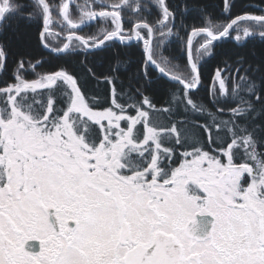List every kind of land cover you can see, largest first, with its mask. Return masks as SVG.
I'll return each mask as SVG.
<instances>
[{"label":"snow or ice","instance_id":"obj_1","mask_svg":"<svg viewBox=\"0 0 264 264\" xmlns=\"http://www.w3.org/2000/svg\"><path fill=\"white\" fill-rule=\"evenodd\" d=\"M154 6L149 22L141 0H0V75L21 22L39 24L50 53L83 56L46 72L20 56L0 83V264H264V58L222 60L208 101L193 98L214 42H264V4L190 30L187 4L179 24L167 0ZM117 40L143 45L127 82L129 61L105 56ZM159 80L176 85L161 106L148 94Z\"/></svg>","mask_w":264,"mask_h":264},{"label":"trees","instance_id":"obj_2","mask_svg":"<svg viewBox=\"0 0 264 264\" xmlns=\"http://www.w3.org/2000/svg\"><path fill=\"white\" fill-rule=\"evenodd\" d=\"M50 2L56 3L57 0H50ZM167 3L170 9L176 11L177 13V24L180 22L182 6L185 4L188 5L189 10L186 14H184V22L188 25V29L190 30L193 26H205L206 20L203 17H209L217 24H226L228 20L244 12L260 14L258 7L261 4H264V0H231L230 14H225L224 0H167ZM249 4H255L257 7H248L247 5ZM146 6L151 9V11L152 9L156 10V7H151L153 6L151 4H147ZM200 8L204 9L203 13L199 11ZM145 13H147V11L144 12V14ZM145 17L149 22H154L156 20L155 16ZM132 18L135 19L136 17L133 16ZM38 27L39 24L36 22L32 24H25L24 22H21L19 32L24 33V36L17 38V34L11 32L10 30L5 33L3 39L9 43V55L6 69L4 70L3 75H0V83L12 80L13 68L16 60L20 56H25L26 58L32 60L43 58L45 62L36 69V71L40 72L55 71L61 65H66L70 71L78 70V62L83 58V56L69 55L68 53L57 55L47 52L39 43ZM180 34L181 36H185L186 41L185 32L181 31ZM170 41L171 51H168L167 54L173 57H178V62L181 65L185 64L186 58L181 51L180 42L174 38H170ZM59 42H62V40H59ZM214 46V55L210 58H206V61L201 69L204 86L201 87L197 93L193 94L194 99L202 98L205 102L208 101L207 86L210 82L212 71L222 62V60L226 58L235 59L237 53H244L247 55L249 60L253 61L264 58V42H262L259 38L248 40L243 47L237 46V44L230 38H225L220 42H214ZM116 51L121 53V59L129 61L127 67L122 68L121 70V77L125 78V82H127L126 78L139 67L137 62L141 58L142 44L141 42L132 43L131 46L125 47L119 43L112 42V47L107 49L105 56H110ZM253 52H255V56L252 55ZM97 63L99 64V61H97ZM106 67L107 61L105 60L103 67L97 69L98 74ZM31 74V71L27 74L28 79H32ZM175 87L176 85L170 84L166 80H159L158 82L152 84V86L148 89V94L154 96V103L161 106L164 105L165 101L170 98L169 90L175 89ZM88 88L93 94L107 95L108 92V85L101 83L97 86L95 81H89ZM201 122H203V120H201Z\"/></svg>","mask_w":264,"mask_h":264},{"label":"flooded vegetation","instance_id":"obj_3","mask_svg":"<svg viewBox=\"0 0 264 264\" xmlns=\"http://www.w3.org/2000/svg\"><path fill=\"white\" fill-rule=\"evenodd\" d=\"M144 1V0H143ZM147 4H151V2L149 3V2H147L146 3V5ZM151 5H153V6H151V7H153L154 8V4H151ZM156 10H157V8H156ZM155 9H152V11H150V12H147V13H142V16H155V17H157V16H159V13H158V11H156ZM70 11L72 12V15H73V17L75 18V17H77V15H78V13L75 11V9L74 8H70ZM125 15L126 16H129V15H131V14H129V13H125ZM126 26H128V25H126ZM100 27V23H98V22H94V23H92V24H90V25H88V26H85L84 28H83V30L82 31H79L78 32V34H81V35H88V34H91V33H93V32H95L98 28ZM60 40H62V42H59V43H63L64 41H63V39L61 38ZM116 42V41H115ZM54 43V45H55V43H56V41H54L53 42ZM116 43H118V42H116ZM133 43H137L136 41H134ZM120 44V43H119ZM141 44H142V42H141ZM45 50V49H44ZM47 51V50H46ZM47 52H49V51H47ZM51 53H53V52H51ZM53 54H55V53H53ZM58 55V54H57Z\"/></svg>","mask_w":264,"mask_h":264},{"label":"rangeland","instance_id":"obj_4","mask_svg":"<svg viewBox=\"0 0 264 264\" xmlns=\"http://www.w3.org/2000/svg\"><path fill=\"white\" fill-rule=\"evenodd\" d=\"M147 2H149V3L151 2V4H154V0H144V1L141 0V3H142V4H145V3H147ZM145 5H146V4H145ZM158 18H159V16L156 17V19H158ZM228 21H230V20H228ZM227 23H228V22H227ZM232 35L234 36L235 33L233 32ZM199 40H200V38L195 39V40H194V43H196V41H199ZM31 77H32V79L35 78L33 74H31Z\"/></svg>","mask_w":264,"mask_h":264},{"label":"water","instance_id":"obj_5","mask_svg":"<svg viewBox=\"0 0 264 264\" xmlns=\"http://www.w3.org/2000/svg\"><path fill=\"white\" fill-rule=\"evenodd\" d=\"M242 14H243V13H242ZM254 14H256V13H254ZM239 15H241V14H239ZM234 17H235V16H234ZM234 17H233V18H234ZM231 19H232V18H231ZM231 19H230V20H231ZM228 22H229V21H228ZM116 42H118V43H119V41H118V40H117ZM142 46H143V45H142ZM44 49H45V48H44ZM45 50L49 51V49H45ZM49 52H50V51H49ZM53 53H54V52H53ZM55 54H57V53H55Z\"/></svg>","mask_w":264,"mask_h":264},{"label":"bare ground","instance_id":"obj_6","mask_svg":"<svg viewBox=\"0 0 264 264\" xmlns=\"http://www.w3.org/2000/svg\"><path fill=\"white\" fill-rule=\"evenodd\" d=\"M133 42H134V41H133ZM133 42H132V43H133Z\"/></svg>","mask_w":264,"mask_h":264}]
</instances>
